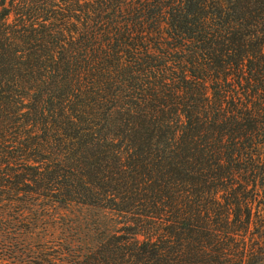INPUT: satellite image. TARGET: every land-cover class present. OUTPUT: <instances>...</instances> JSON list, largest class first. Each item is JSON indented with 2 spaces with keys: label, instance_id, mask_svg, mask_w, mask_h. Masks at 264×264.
I'll return each mask as SVG.
<instances>
[{
  "label": "trees",
  "instance_id": "1",
  "mask_svg": "<svg viewBox=\"0 0 264 264\" xmlns=\"http://www.w3.org/2000/svg\"><path fill=\"white\" fill-rule=\"evenodd\" d=\"M262 149L264 0H0V217L122 215L77 264L225 262Z\"/></svg>",
  "mask_w": 264,
  "mask_h": 264
},
{
  "label": "rangeland",
  "instance_id": "2",
  "mask_svg": "<svg viewBox=\"0 0 264 264\" xmlns=\"http://www.w3.org/2000/svg\"><path fill=\"white\" fill-rule=\"evenodd\" d=\"M263 151L260 152L259 173L264 171ZM247 191L248 203H241L238 207L242 214L240 221L215 225L227 234L220 236L221 243L216 248L230 255L228 260H221L218 264H264L262 176L257 178L256 187L250 186ZM39 194L48 195L44 189H40ZM22 199L21 203L3 206L9 216L0 217V264H77L83 261L86 248L93 241L105 238L102 232L117 231L126 221L122 215L107 209L56 202L51 194L44 197L27 193ZM18 212H24V218ZM245 212H249L248 220ZM121 234L123 232L116 235ZM197 239V235H191L189 264H216L209 250L213 248L211 238L202 239L204 248L199 255L195 250Z\"/></svg>",
  "mask_w": 264,
  "mask_h": 264
}]
</instances>
